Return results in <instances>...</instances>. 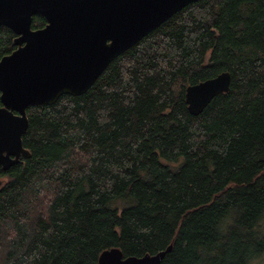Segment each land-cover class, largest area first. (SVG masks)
<instances>
[{
    "label": "trees",
    "instance_id": "obj_1",
    "mask_svg": "<svg viewBox=\"0 0 264 264\" xmlns=\"http://www.w3.org/2000/svg\"><path fill=\"white\" fill-rule=\"evenodd\" d=\"M16 37L0 28V61ZM223 72L230 91L191 115L187 87ZM28 117L31 157L0 168V264L171 244L160 264H264V0L190 4L85 94Z\"/></svg>",
    "mask_w": 264,
    "mask_h": 264
},
{
    "label": "water",
    "instance_id": "obj_2",
    "mask_svg": "<svg viewBox=\"0 0 264 264\" xmlns=\"http://www.w3.org/2000/svg\"><path fill=\"white\" fill-rule=\"evenodd\" d=\"M201 0H0V28L17 36L16 50L0 61V168L31 157L23 136L28 109L55 104L63 95L85 94L109 65L190 4ZM40 15L47 24L33 29ZM223 72L186 89L191 115L198 116L231 89ZM5 180L0 179V188ZM173 245L157 254L124 257L104 251L99 264H160Z\"/></svg>",
    "mask_w": 264,
    "mask_h": 264
}]
</instances>
